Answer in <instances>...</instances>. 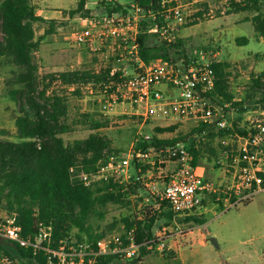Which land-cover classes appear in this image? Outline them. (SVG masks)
<instances>
[{
  "label": "trees",
  "instance_id": "1",
  "mask_svg": "<svg viewBox=\"0 0 264 264\" xmlns=\"http://www.w3.org/2000/svg\"><path fill=\"white\" fill-rule=\"evenodd\" d=\"M131 1L144 9L155 10L160 0ZM83 7L84 0H81L71 13H78ZM120 8L118 5L109 13L120 11ZM232 11L251 13L253 31L264 43V0H241L232 4ZM40 21L45 20L35 15L32 0L0 1V71L7 73L5 92L11 101L17 103L19 112L14 121L18 141H0V209L15 215L23 237L34 235L38 224L52 229L51 240L38 248H22L0 239V257L7 256L13 260L17 256L27 264H45L42 248L47 245L55 248L64 240L95 245L114 230L111 225L107 233L99 232L95 223L105 219L110 204L121 202L129 194V188L123 189L111 180L84 185L77 179L79 173H95L107 164L105 151L110 142L97 133H91L86 139L65 143L62 135L71 132L74 126H87L95 132L102 125L87 114H81L77 121L70 122L65 98L52 89L56 81L63 86L98 84L117 78L119 74L111 75L110 70H74L38 77V67L33 58L37 46L33 25ZM47 22L57 27L55 21ZM152 27L153 21L143 20L137 39L139 56L145 64L156 59L173 61L170 59L172 53H184L180 39L171 43L160 40L159 44L151 45L149 31ZM247 42L246 37L236 39L239 46ZM259 57L264 60V49ZM211 67L216 84L210 97L220 106L231 103L233 96L227 89L225 73L227 64L212 63ZM231 104L235 107L252 105L264 111V71L252 75L245 97L241 102ZM204 129L207 127L200 125L192 133L198 135ZM221 132L229 134L228 131ZM235 132L245 134L244 130L238 128ZM184 140L185 137L181 136L172 139L143 138L135 143V147L146 153L150 149L159 151L183 143ZM139 167L140 164L134 166L135 169ZM141 173H145V168H142ZM134 181L135 189H141V181L135 178ZM166 215L170 220L171 212ZM156 221L155 215H146L141 220H121L126 228L135 226L137 242L141 244L153 238L152 228ZM196 222L202 223L200 220ZM149 253L142 247L138 261L141 262ZM167 256L172 257L171 253Z\"/></svg>",
  "mask_w": 264,
  "mask_h": 264
},
{
  "label": "rangeland",
  "instance_id": "2",
  "mask_svg": "<svg viewBox=\"0 0 264 264\" xmlns=\"http://www.w3.org/2000/svg\"><path fill=\"white\" fill-rule=\"evenodd\" d=\"M63 1L64 5L57 8L61 12L58 15L61 20L55 21L57 27H52L47 22L48 20L43 18L45 21L35 22L33 25L34 40L37 45L33 51V58L38 67V77L74 70H93L95 72L110 70V73L114 74L132 75L136 69V63L129 56H120L119 53L105 48L99 42L95 44L98 48L96 51L69 43L74 30L83 27L86 18L109 13L118 5L121 6L118 10L123 11L124 7L129 8L131 0H84V7L78 13L71 12L76 10L77 4L81 0ZM240 1L182 0V4H186V12L189 16L186 23L178 27L176 39L182 40L184 53L180 51L170 55V59L178 61L194 52L202 51L207 54L212 63L227 64L225 73L227 89L233 96L231 103L241 102L245 97L251 76L264 71V60L259 57L264 49V43L253 31L250 21L252 14L248 12L233 13L232 11V4ZM32 6L35 15L39 17V10H44L41 0H32ZM54 10L56 11V8ZM153 34H156L154 28L149 31V43L151 45L159 44L161 39ZM239 37H246L247 44L237 45L236 39ZM6 78L7 73L3 70L0 71V141L17 142L14 121L19 113L18 105L6 95L4 87ZM52 89L65 98L70 122L77 121V117L81 114H87L102 125L95 132L90 131L87 126H74L71 132L62 135L64 142L70 143L74 140L86 139L91 133H97L110 142L108 150L105 151L108 160L113 156L127 153L136 142L143 139V136L162 139L181 136L185 137L186 141L199 142L198 144L203 147L204 152L208 154L212 152L213 142L212 145L209 142L213 139L206 138L208 140L201 141L192 133V130L195 129V124L192 122L147 120L143 123L139 117L133 114L134 111L128 105H117L111 109H104L98 90L90 84L63 86L56 81L52 84ZM77 91L78 93H76ZM221 114L234 127V131L229 134L220 132L224 136L245 135L244 128L248 125V120H258L264 124V111L261 107L245 104L244 109V107L231 105ZM236 128L244 130L245 134L236 133ZM232 137L227 138L233 140V143H229L228 152L225 151L228 156L235 154L236 142ZM196 150L192 149L191 151L193 153ZM148 155V158L143 160L145 163L135 160L132 164L135 166L148 163L146 166H150V170L154 172L153 169L161 166L162 162L167 159L166 154L156 156L153 155V152H149ZM155 170L158 171V169ZM134 178L135 175L130 180L132 185L136 184ZM149 181L153 180L145 178L144 181L139 182L141 189L138 197L133 198L126 195L121 202L110 204L105 219L95 223V228L99 227V232L107 233V230L113 225L112 230L117 231L121 227H126V224L121 222L123 218H129L130 221L141 220L146 215L157 216L153 228L154 233L162 226L168 225L166 214L170 211L167 204H162L164 201L145 189L143 184L150 183ZM164 183H167V179L164 180ZM125 184L126 182L118 186L124 189ZM203 217L201 222L205 223L199 228L206 235L208 241L202 249V261L199 260L195 264H264V193H257L247 203H240L228 211H222L219 208L216 214L210 212ZM74 234L75 231L73 236ZM168 254L170 252H163L162 255L169 257ZM160 255L155 250L150 252L147 255L150 258L144 264H169L167 259L163 262L158 258ZM2 257L4 256H1L0 259ZM11 262L12 264H27L25 260H21L17 256Z\"/></svg>",
  "mask_w": 264,
  "mask_h": 264
},
{
  "label": "built area",
  "instance_id": "3",
  "mask_svg": "<svg viewBox=\"0 0 264 264\" xmlns=\"http://www.w3.org/2000/svg\"><path fill=\"white\" fill-rule=\"evenodd\" d=\"M128 6L123 11L86 18L85 25L75 29L69 40L71 45L87 47L90 51L98 50L95 44L99 42L120 56H129L136 63L132 75L119 74L106 83L90 84L98 90L103 108L128 105L143 123L147 120H178L192 122L195 128L205 125L207 129L196 135L202 141L209 130L234 131L232 124L221 114L232 104L220 106L210 97L215 90L216 77L207 54L199 51L182 60L156 59L147 64L140 59L137 39L141 22L145 19L153 21L152 28L157 36L171 43L176 39L178 27L185 24L189 16L186 4H182V0H160L155 10L144 9L133 1ZM248 121L245 135L234 134L235 154L228 156L233 168L231 187L216 188L198 175L194 155L182 143L159 151L150 149L146 153L137 150L134 145L127 153L109 158L107 164L95 173H79L77 179L84 185L111 180L118 185L126 182L127 186L133 178L130 172L133 161L143 162L149 152L156 156L166 154V160L175 167L169 172L168 181L158 195L166 202L173 217L193 213L201 206L206 193L218 194L221 210L228 211L240 203H247L257 193H264V124L258 120ZM135 180L142 182L144 177L137 175ZM150 192L156 194L153 187ZM172 227L162 226L152 239L142 244L137 242L135 226L121 227L105 235L95 245L64 240L55 248L49 245L42 248L45 264H139L142 247L165 257L163 252H169L167 240L174 233L178 236L186 233L182 228ZM51 237V227L42 224H38L34 235L23 237L15 215L0 209V239L22 248H38L48 243ZM0 262L12 264L7 256L2 257Z\"/></svg>",
  "mask_w": 264,
  "mask_h": 264
},
{
  "label": "crops",
  "instance_id": "4",
  "mask_svg": "<svg viewBox=\"0 0 264 264\" xmlns=\"http://www.w3.org/2000/svg\"><path fill=\"white\" fill-rule=\"evenodd\" d=\"M41 2L44 10H39V17L45 20L52 21L61 20V18H58L59 13L61 12L57 10V8L64 5L63 0H41ZM55 8L56 11L54 10ZM210 132L211 135L209 134L206 137L209 138V140L213 139L209 142L211 145L213 142L211 149L212 152L209 154L204 152L203 147L199 146V142L196 143V141L194 140L186 141L185 139V142H183L182 144H184L190 151L192 149H197L195 152H193V155L195 172L198 175L202 176V178L207 182H211L216 188H225L229 186L231 187L233 180V168L231 160L229 159L226 152H228L227 149H229V143H233V140H229L227 138H231L232 136H224V134H220L221 131L217 130H210ZM206 138L205 140H208ZM232 138L236 137L233 135ZM153 155L155 154L153 153ZM162 163L163 164L161 166L153 169L154 172L150 170V166H146L148 163L140 164L141 167L136 169L134 168V166H132L130 169L132 177L134 175H143L144 179L147 178V180H153L152 182L149 181L150 183H145L144 186L150 194L151 187H153L156 192V195H154L155 197H159L158 194L164 188V180L167 179L168 181L167 176L169 172L175 167V164L167 160H164ZM142 168H145V173L139 174V172H142ZM155 169H158V171ZM130 183L131 182H129V184H127L126 186L127 188H129L128 195L132 196L133 198L138 197L140 189H135V186ZM234 197L232 199H234ZM219 198L220 196L218 194L206 193L203 195L201 206L197 208L193 213L176 218L172 215L170 220L167 218L166 221L168 225H172V228H182L186 231V233L182 236L175 235L174 233V235L167 240V251L172 253V257L159 256L158 258L163 260V262H165L164 260L167 259V262H169V264H195L199 260L202 261V249L206 246L208 238L199 228L203 226L205 222L197 223L196 220H203V216L206 213L212 212L213 214H216L218 209L221 208V201H219ZM155 234L156 232H153V235ZM148 258L150 257L147 256L146 258L142 259L139 264H144Z\"/></svg>",
  "mask_w": 264,
  "mask_h": 264
}]
</instances>
